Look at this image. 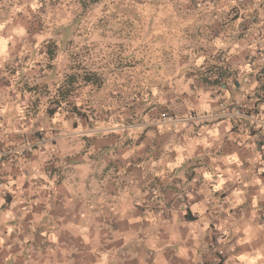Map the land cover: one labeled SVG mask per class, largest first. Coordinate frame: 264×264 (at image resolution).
I'll return each mask as SVG.
<instances>
[{"label":"crops","instance_id":"0c3cea01","mask_svg":"<svg viewBox=\"0 0 264 264\" xmlns=\"http://www.w3.org/2000/svg\"><path fill=\"white\" fill-rule=\"evenodd\" d=\"M50 1L0 0V264H264V0H190L198 46H69L53 80L10 60ZM78 66L101 83L51 100Z\"/></svg>","mask_w":264,"mask_h":264},{"label":"rangeland","instance_id":"374dc122","mask_svg":"<svg viewBox=\"0 0 264 264\" xmlns=\"http://www.w3.org/2000/svg\"><path fill=\"white\" fill-rule=\"evenodd\" d=\"M189 1L101 0L85 9L75 0L50 1L41 13V32L26 35L10 60L24 75L35 61L57 54L50 68L53 80L66 64L69 46H105V60L119 66L139 58H170L169 46H198L195 41L203 39L197 34L202 26L185 6Z\"/></svg>","mask_w":264,"mask_h":264},{"label":"trees","instance_id":"16d2710c","mask_svg":"<svg viewBox=\"0 0 264 264\" xmlns=\"http://www.w3.org/2000/svg\"><path fill=\"white\" fill-rule=\"evenodd\" d=\"M62 0H51L52 3H59ZM82 8H88L92 5H95L99 3L101 0H75ZM54 53H52V56L50 59H53ZM212 66L208 67L209 69H206V73L210 74L209 70ZM89 69L86 68H80L79 66L77 68H68L60 79L58 80L56 86L53 89V95L51 96V100L55 99V101H63L65 102L66 98L75 91L81 82L86 81L90 82L91 84H100L102 79L101 75H99L96 71L88 72ZM92 71V70H91ZM203 75V81H208V77L210 75L207 74ZM210 82V81H209ZM213 83V82H210Z\"/></svg>","mask_w":264,"mask_h":264},{"label":"built area","instance_id":"2783aa9c","mask_svg":"<svg viewBox=\"0 0 264 264\" xmlns=\"http://www.w3.org/2000/svg\"><path fill=\"white\" fill-rule=\"evenodd\" d=\"M235 114H236L237 116H240V117H242V116H247V115H246L247 112H246V110H245L244 108H242V106H241V107H237V108L235 109ZM163 118H164V119H163L164 122H173V118H172L171 116L164 115ZM262 149H263L262 153H264V144H263V146H262Z\"/></svg>","mask_w":264,"mask_h":264}]
</instances>
